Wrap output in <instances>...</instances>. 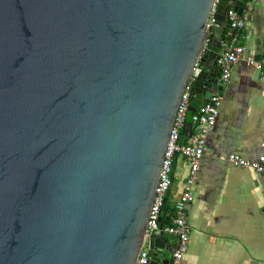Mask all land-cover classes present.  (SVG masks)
<instances>
[{"label":"water","instance_id":"95a60500","mask_svg":"<svg viewBox=\"0 0 264 264\" xmlns=\"http://www.w3.org/2000/svg\"><path fill=\"white\" fill-rule=\"evenodd\" d=\"M211 4L0 0V264H137L148 234L177 264L148 221L186 88L188 139L244 14L223 0L209 34Z\"/></svg>","mask_w":264,"mask_h":264},{"label":"crops","instance_id":"0c3cea01","mask_svg":"<svg viewBox=\"0 0 264 264\" xmlns=\"http://www.w3.org/2000/svg\"><path fill=\"white\" fill-rule=\"evenodd\" d=\"M244 6L247 0H242ZM245 26L237 43L254 60L264 57V0L244 12ZM229 33L227 31L226 35ZM216 91L222 106L216 126L207 138L194 201L188 207L189 249L177 264H264V174L233 168L228 155L255 160L264 142V80L255 67L241 62L230 83ZM184 143L187 138H183ZM189 166L175 157L167 208L174 210ZM178 244L176 238L169 239Z\"/></svg>","mask_w":264,"mask_h":264},{"label":"built area","instance_id":"2783aa9c","mask_svg":"<svg viewBox=\"0 0 264 264\" xmlns=\"http://www.w3.org/2000/svg\"><path fill=\"white\" fill-rule=\"evenodd\" d=\"M223 0H212L206 31L211 34L216 24V14ZM256 0H247L244 6V12L252 9ZM228 17L232 20V31L226 35L222 42V50L217 59V64L221 68V80L223 85L230 83L234 67L247 62L260 73L264 80V57L261 60H254L246 56V49L243 45L237 43L236 32L245 26L243 15H240L234 9H230ZM209 39H207V42ZM206 46V45H205ZM197 69L194 70V73ZM193 79V77H192ZM192 84L189 83L182 97L180 107L177 113L174 128L171 132L165 159L160 173L159 183L156 189V195L152 205L148 221V232L161 227V218L165 213L166 195L173 185L172 172L176 155L182 156L188 163L189 172L186 178L184 190L175 203L174 210L170 216V222L163 226L165 236L177 239L178 249L174 254L176 263H178L184 254L188 252L190 243L191 228L187 221L188 207L194 201V187L198 182L202 159L207 150V138L209 133L216 126L221 112L222 101L219 94H213L210 99L202 105L192 116L194 130L187 141L180 144L182 132L186 130L187 114L192 98ZM228 162L233 168L250 169L260 174H264V142L262 143V152L255 160L243 158L237 154H230L227 157ZM151 235L145 238V244L140 251L137 264H150L152 248L149 244Z\"/></svg>","mask_w":264,"mask_h":264},{"label":"trees","instance_id":"16d2710c","mask_svg":"<svg viewBox=\"0 0 264 264\" xmlns=\"http://www.w3.org/2000/svg\"><path fill=\"white\" fill-rule=\"evenodd\" d=\"M183 137H184V132H182V139H183ZM172 213H173L172 209H170V208L166 209L165 213L163 214L161 226H165L170 222V216L172 215ZM165 237L168 240V237L167 236H165Z\"/></svg>","mask_w":264,"mask_h":264},{"label":"rangeland","instance_id":"374dc122","mask_svg":"<svg viewBox=\"0 0 264 264\" xmlns=\"http://www.w3.org/2000/svg\"><path fill=\"white\" fill-rule=\"evenodd\" d=\"M173 237H170L169 239H172Z\"/></svg>","mask_w":264,"mask_h":264}]
</instances>
